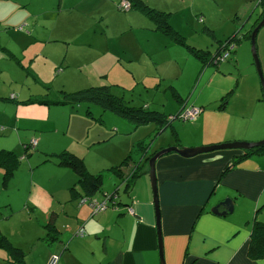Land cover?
<instances>
[{"label":"rangeland","instance_id":"1","mask_svg":"<svg viewBox=\"0 0 264 264\" xmlns=\"http://www.w3.org/2000/svg\"><path fill=\"white\" fill-rule=\"evenodd\" d=\"M63 1L64 5H59V0H0V97L9 99L15 96L19 102L28 101L31 97L50 100L53 94L62 98L74 90L106 85L112 94L124 96L131 106L148 105L150 109L160 110L169 116L180 107L177 97L169 89L173 85L181 98L186 100L183 111L200 107L202 109L195 119L176 118L170 125L160 128V125L152 122L135 126L131 121L110 110H103L95 103L81 102L73 104L75 106L43 104L49 107L45 109L48 116H45L43 110H39L37 117L46 119L53 115L57 119L52 129L44 132L50 140L49 148L58 153L65 147H73L89 172L102 174L103 185L95 197H100L102 191L112 193L119 188L117 200L125 208L124 204L129 201V197L124 186H120L121 178L117 172L114 173L112 167L120 166L132 155L130 152L133 142L143 141L144 146L151 143L150 154L166 138L173 141L174 134H177L178 139L194 135L193 123L198 116L208 125L206 131L217 133L212 136L214 139L218 138L216 135L219 133H242L258 129L259 124L264 125L261 83L248 37V31L262 7L256 4L254 9L253 0H248L251 5L246 6L251 8L242 14L237 23H227V0H154L164 9L145 2L150 7L170 12V17L174 18L170 21L171 26L185 37L188 44L204 50L215 51L217 41L224 40L240 26L239 35L242 38L235 44V52L218 65L207 66L201 72L199 61L185 45L147 29L146 25L134 24L131 27V13L134 10L119 9L116 4V10L113 11V4L109 0ZM246 14L251 16L249 20L244 17ZM204 26L212 29L213 35ZM129 27L130 31H124ZM261 29L264 30L261 27L256 36V50L264 77V45L259 44L260 38L264 43ZM243 33H248L246 38ZM230 65L235 70L233 74H230ZM9 100L15 101L16 98ZM8 104L3 107L5 113L0 115L1 119H6L12 113ZM37 105L31 104L35 107ZM48 122L49 118L44 123L47 125ZM27 135L25 130H21L19 134L12 131L2 140L7 145L3 148L23 153L24 141H19V138H27ZM222 140L220 143L226 142ZM137 148L138 145L135 144L134 150ZM47 152L37 148L31 156H23V165L28 162L36 165L37 162L43 163ZM132 156L134 160L139 159L140 150ZM46 160L48 161L38 166L40 171L33 176L34 191L30 198L33 205L31 202L28 204L34 209L31 207L30 210L27 206L14 216L19 218L17 222L6 224L12 229L11 239L13 231L15 232L14 241L8 239L25 251V264H47L53 254L45 261L46 245L37 240V237L44 234L42 228L36 227L38 217L42 216L46 220L45 224L48 222L45 213L53 212L55 224L59 221L70 225L72 222L66 213L65 203L55 199L54 194L57 195V192L52 188L56 182L55 177H62L67 181L64 171L69 168H57L52 173V164L57 165L58 159L50 155ZM144 164V177L150 186L147 162ZM42 165L46 166L41 168ZM20 166L8 188L11 193L15 192L16 201L20 194L24 196V200L28 197L31 182V177L25 170H20ZM41 183L47 184L50 191L41 192L43 188H40L36 192ZM1 186H4L2 181ZM150 192L152 197L151 186ZM110 204L103 212L95 215L91 214L90 208H84L90 213L84 223L85 234L71 238L70 248L76 249L77 253L85 251L86 256L91 257L94 262L97 254L98 258H103L104 250L117 242L112 240L118 231L117 226L106 225L118 217H111ZM52 206L60 211L50 209ZM84 207H87L86 203ZM27 221L29 223L25 226ZM101 226L100 235H94V231ZM107 226L112 231L117 229L114 235L111 236L108 229H105ZM70 227L73 235L78 228ZM58 228L62 234L66 232L65 229ZM17 244H23V247ZM92 247L95 257L91 254ZM156 257V264H160L157 249Z\"/></svg>","mask_w":264,"mask_h":264},{"label":"crops","instance_id":"2","mask_svg":"<svg viewBox=\"0 0 264 264\" xmlns=\"http://www.w3.org/2000/svg\"><path fill=\"white\" fill-rule=\"evenodd\" d=\"M59 1V5H64L63 0ZM109 1L112 2V10L115 11V5L119 0ZM253 1L256 5L257 0ZM145 2H148L149 5L151 4L160 9H164L159 6L157 1L145 0ZM247 4L251 5L248 0H227V23L232 21L237 11L240 12V16H242L245 11L250 9L251 7L249 8L246 6ZM131 18H133L130 20L131 27H133L134 24H141L148 26L147 29L158 32L154 29L153 22L139 11L134 10L131 13ZM173 19V17H169V21ZM262 28L264 27L262 26ZM124 31H130V27L128 30ZM261 33L264 35V30L261 29ZM259 44L264 45L261 38L259 39ZM229 71L230 74L235 73L231 65ZM15 98V101H11L6 97H0V115L5 113L3 107L8 103L12 112L6 119L0 118L1 149L7 146L2 141L6 138L7 134H10L12 131L19 134L21 130H25L28 132L27 138H19V141H24L22 143L23 153L22 151L16 153L14 149L10 150H13L17 155L23 157L24 144L34 139L36 140V145L30 149L31 152L29 151V154L24 158L31 156L32 152L37 148L48 151V154L57 153L55 150L49 148L50 140L44 135V132L52 129L54 121L57 122V119L53 115L48 117L49 122L46 125L44 122L48 118L45 119V117H41L44 118L42 120L39 118L40 116L37 117V111L39 110H43L45 116H48V111H45V109L49 107H45L43 104L37 102H19L17 97H10V99ZM30 99L34 98L31 97ZM31 104L38 105L35 107L31 106ZM53 105L59 106V104ZM261 116H263L262 111ZM68 123L70 125L71 121L69 120ZM193 127L195 131L194 135L186 137L185 139H178L177 134H174L172 135L175 138L173 141H168V138H166L155 151L173 145L178 147H194L212 144L214 142L220 143L222 139H227L222 140L226 142L234 141L235 139L256 141L264 137V125L262 126L261 124H259L258 129H252V126H249L252 130H246L242 133H233L241 134L239 137L227 132V134L225 133L226 136L219 133L216 135L218 138L215 139L212 138V136L217 133H209L206 131L208 125L205 123L204 119H200V116H198L196 122L193 123ZM238 128H241V126H238ZM138 142L140 141L133 142V152L131 151L130 154L132 153L133 155L134 152L139 151L134 150L135 144ZM62 151H67L76 156L78 154L73 147H65ZM47 153H45L46 158L43 160V163L37 162V165L30 162L23 165L24 158L21 159V166L19 165L20 170H25L31 177V182L28 187L29 194L28 197H25V200L24 196L20 194L19 200L16 201L15 192L11 193L8 190L10 181L16 176L17 170L7 186L0 187V232L6 235L11 241H14L15 232L13 231V239H11L10 235L12 229L6 224H14L17 222L19 218L16 219L14 216L21 212L22 209L27 208V206L29 209H31V207L34 209L32 206L33 202L30 200L31 193L34 191L33 176L40 171L38 166L48 161L46 160L48 157ZM243 153L242 150L233 149L202 153L193 157H183L176 152H170L157 159L155 163V172L165 264H264V258L251 259L248 256L251 243L250 231L253 220L258 218L260 221L264 222V155L253 154L249 157L242 158L237 164L232 165L233 159L238 158V156ZM141 157L134 160L133 156H131L132 161L124 167L127 175V172H130L129 170L133 162H140L138 169L139 175L129 188V194L126 193L129 197V201L124 204L125 208L121 206L123 204L118 202L119 200H116L117 203L115 205L112 203L111 199L110 202H108V205L111 203V217H118H116L117 219H112L106 225L117 226L118 231L112 239L117 242L110 244V246L104 250L102 254H105V256L103 257L102 255L103 258H98L99 254H97L95 262L91 257L86 256L85 251L77 253L76 249L70 248L71 238L74 236V234L72 235L71 233L70 226L77 227L82 224L85 228L84 223L86 219L90 217V213L84 208L91 209L89 206L91 201L101 202L105 199L104 195L109 192L102 191L100 197H95V195L90 196L91 200L86 202H83L84 200L79 202V197L77 199H72L67 189L77 181V176L72 170L66 167L52 164V173L57 168L67 169V171H64L67 176V181L62 177L54 176L56 182L52 188L55 190L54 192H59V197H62L59 198L58 201H63L65 203L64 207L67 208L66 213L71 217L72 222L70 225L62 224L59 221L56 222V227L65 229L66 232L62 234V231L58 228L60 231V240L52 245H47L40 239L45 235V229L42 225L46 220H44L42 216L41 218L38 217L36 227L42 228L44 234L37 237V240L46 245V247H44L45 261H47L51 253H58L60 255L58 264H156L158 238L155 225V212L149 182L147 178L144 177V174H146L144 162L147 161H144ZM45 166L46 165H42L41 168ZM226 167H229V169L227 170ZM2 175L3 171L0 168V182L2 181ZM40 188H43L41 192L45 190L50 191L47 184L41 183L36 192ZM114 191H116V189ZM48 197L49 195H47L46 198ZM227 198H230L233 203L231 212L222 215L211 211V207L215 206L217 203H219L217 208L219 213L226 211V204L223 201ZM29 202L32 203L31 206H29ZM85 203L87 207H84ZM128 207L131 210L130 213H127L129 212ZM50 209L60 211L59 208L57 209L55 206H52ZM52 214L53 212L49 214L46 212L45 216L49 220ZM53 220L55 223L56 217ZM28 223L27 221L25 226H27ZM102 227L103 226L98 227L94 231V235H100ZM108 227L109 226L105 229L107 230ZM116 230L112 231L110 228L107 231H109V234L112 236ZM17 245L23 247V244ZM91 254L95 257V250L93 247ZM11 260L12 258L7 254V251L0 248V264H15L11 262Z\"/></svg>","mask_w":264,"mask_h":264},{"label":"trees","instance_id":"3","mask_svg":"<svg viewBox=\"0 0 264 264\" xmlns=\"http://www.w3.org/2000/svg\"><path fill=\"white\" fill-rule=\"evenodd\" d=\"M121 1L122 0H119L117 3V7L119 9H122L121 7H119V4ZM128 2L130 4L129 8L122 9V10L139 11L140 13L145 15L147 18H149L153 22L154 29L157 30L159 33H162L170 37L173 41H175L178 44L185 45L188 48L189 52L193 55V57L199 61L200 63L199 71L200 72L207 66H212L213 64L218 65L220 62L228 59L230 57V54L232 52H235L236 50L235 44L240 42L242 38V35L241 36L239 35L240 30L238 26L231 35L225 37L224 40L217 41V47L215 51L212 52L208 49L204 50L199 47L197 48V47H194L188 44L185 40V37L182 34H180L179 31H177L174 27L171 26V23L169 21V17L171 14L170 12L160 11L156 8L150 7L149 5L145 3L144 0H128ZM256 3L257 5H261L262 8H261V12L258 18L255 20V22L252 24L251 29L248 31L249 33L248 37H250L253 28L264 17V0H258V2ZM255 8H256V5L254 9ZM248 14H246L245 18L249 20L250 17L247 16ZM240 18H241L240 12L237 11L233 16L232 21L234 23H237ZM21 27L24 28V25H22ZM204 29H206L208 33L213 35L212 29L208 28L207 26H204ZM248 33L246 34L243 33L245 38ZM224 52H228V56L226 59L220 60L219 57ZM16 60L19 61L20 59H16ZM169 89L173 91V96L177 97L176 100L180 103L179 109L174 114H170L169 116L165 115L160 110L150 109L148 105H140L137 107L131 106L130 104H128L129 101L124 99V96L122 97V96L112 94L110 92L109 86H106V85L90 86L84 89L74 90L72 92L66 93L65 97H62V98H59L57 95L53 94V97L50 100L29 99L28 101H24V102L25 103L37 102V103L46 104V105L78 104L81 102L95 103L99 105L103 110H110L120 115L124 119L131 121L135 126H139L145 123L152 122V123L160 125L159 127L161 128V127L170 125L172 121L178 118L179 110H181V107L186 102V100L182 99L180 94L177 93L178 90L175 86L170 85ZM137 145H138L137 150H140V151L142 150L141 151L142 159L144 161H147L148 158L155 152L154 150L149 154L151 143L144 146V142L140 141L136 144V146ZM31 148H33V146L31 145L30 142L24 144V155L23 156H26L27 154H29V151ZM227 150H233V149H227ZM221 151H226V150H221ZM243 152L244 153L238 156V158L233 159L232 165L237 164L238 161L241 160L242 158L249 157L250 155H253V154L254 155H264V146L256 147V148L249 149V150H244ZM50 155H54L57 157L58 159L57 163L59 166L69 168L77 176V181L67 189L72 199H77L79 197V202H81L82 200H84L83 202H86V201L91 200L90 196H93L97 192L101 191V187L103 185L102 174L100 172L99 173L89 172L82 158L72 153H69L67 151H60L58 153L48 154V156ZM131 156L132 155H129L124 160V162L122 163L123 165L121 164L122 166L120 165V166L112 167L114 170V173L117 172L118 173L117 175L121 178V180H124L123 178L126 177L124 167H126L128 163L132 161ZM22 158L23 157L17 155L13 150L5 149V148L0 149V168L3 171L2 184L4 186H6L8 182L10 181V179L13 177L15 171L20 165ZM139 165H140L139 161L133 162L129 170L132 172L126 178L125 182H121V186L122 185L124 186V189L127 190L126 193L128 194L130 192L129 188L132 186L134 180L139 175V170H138ZM226 169L228 170L229 167H226ZM117 191L118 189L110 193L111 196H109V198L107 199V205H108V202H110V199L114 205L117 203L116 201L118 198ZM54 196H55V199L58 198L59 200L60 198L59 192H57V195L54 194ZM97 213H93V209L91 208L92 215H95ZM52 215L50 219L48 220V222L42 226L45 229V235L42 236L40 239L43 240V242L47 245H52V243L60 240V231L56 227ZM77 228L78 230L82 229L83 233L79 234L77 230L74 233V235L82 236L85 234V230L82 224L78 225ZM250 240H251V243H250V247L248 251V256L251 259L264 258V222L260 221L258 218L253 220L251 231H250ZM0 248H3L5 251H7V254H9V256L12 258L11 262L15 264H25V261H24L25 251L22 248L13 245V243L8 239V237L1 232H0Z\"/></svg>","mask_w":264,"mask_h":264},{"label":"water","instance_id":"4","mask_svg":"<svg viewBox=\"0 0 264 264\" xmlns=\"http://www.w3.org/2000/svg\"><path fill=\"white\" fill-rule=\"evenodd\" d=\"M264 25V17L257 23V25L253 28L250 40H251V50L252 55L254 57V61L256 63V69L257 73L260 79L261 83V90H262V98L264 99V77L262 74L260 62L257 55L256 50V35L258 30ZM264 146V138L258 141H244V140H235V141H228L224 143H212V144H206L196 147H178L176 145L168 146L161 148L160 150L154 152L148 159L147 165H148V173H149V179H150V186L152 191V201L154 204V212H155V225H156V231H157V238H158V254H159V261L160 264H165L164 260V251H163V240H162V234H161V220H160V212H159V202H158V192H157V179H156V172H155V163L159 157H161L164 154L170 153V152H176L179 155L183 157H193L198 154L202 153H209L213 151L218 150H227V149H236V150H249L256 147ZM226 204V211H223L219 213L217 210L219 203H217L215 206L211 207V211L215 212L216 214H222L225 215L227 212H231L233 209V203L230 198L224 199L223 201Z\"/></svg>","mask_w":264,"mask_h":264},{"label":"built area","instance_id":"5","mask_svg":"<svg viewBox=\"0 0 264 264\" xmlns=\"http://www.w3.org/2000/svg\"><path fill=\"white\" fill-rule=\"evenodd\" d=\"M129 6H130V4H129L128 0H122L119 4V7H121L122 9H128ZM227 56H228V52H224L219 57V59L220 60L226 59ZM12 97L14 98L15 96H12ZM197 113H198V109H196V108L186 109L185 111L179 112L178 118H180L182 120H192L196 117ZM30 143L34 147L36 145V140L32 139ZM109 196H111V195L110 194L104 195L105 199L101 202H96V201L90 202V206L94 211L93 213L100 212L101 210H104L107 207V199L109 198ZM128 210H129V212H131L130 208ZM82 231H83L82 229H79L78 233L82 234L83 233ZM57 261H58V254L53 253L50 260L47 262V264H56Z\"/></svg>","mask_w":264,"mask_h":264},{"label":"clouds","instance_id":"6","mask_svg":"<svg viewBox=\"0 0 264 264\" xmlns=\"http://www.w3.org/2000/svg\"><path fill=\"white\" fill-rule=\"evenodd\" d=\"M257 2H258V0H257ZM185 109V106L183 105L182 107H181V110H179V112L180 111H183ZM191 109H193V108H191ZM196 109H198V113H197V115L202 111V109H201V107L200 108H196ZM197 115H196V117H197ZM195 117V118H196ZM194 118V119H195ZM156 152V151H155ZM149 159V158H148ZM148 161V160H147ZM124 171H125V173H126V170L124 169ZM132 171H130V172H127V177L129 176V174L131 173ZM124 180H121V182H125L126 181V178H123ZM118 190H119V188H117ZM108 194H110V193H108ZM58 254V253H57ZM59 258H60V255L58 254V261H59ZM48 261V260H47ZM58 261H57V263H58ZM56 263V264H57Z\"/></svg>","mask_w":264,"mask_h":264}]
</instances>
